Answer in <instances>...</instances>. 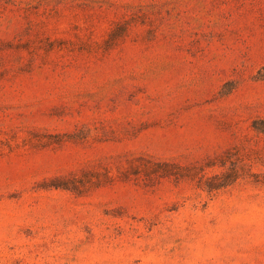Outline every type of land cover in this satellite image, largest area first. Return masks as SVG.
Returning <instances> with one entry per match:
<instances>
[{
  "label": "rangeland",
  "instance_id": "1",
  "mask_svg": "<svg viewBox=\"0 0 264 264\" xmlns=\"http://www.w3.org/2000/svg\"><path fill=\"white\" fill-rule=\"evenodd\" d=\"M0 264H264V0H0Z\"/></svg>",
  "mask_w": 264,
  "mask_h": 264
},
{
  "label": "trees",
  "instance_id": "2",
  "mask_svg": "<svg viewBox=\"0 0 264 264\" xmlns=\"http://www.w3.org/2000/svg\"><path fill=\"white\" fill-rule=\"evenodd\" d=\"M167 165L165 164L164 162L162 163L161 161H158V162H152L150 160H147V163H145V169H148V168H151V167H160V165ZM234 179V177H228L227 174H222V175H219V174H216L213 176V178L207 180V188L208 190H213V189H218V188H221L223 186H226L227 184H229L232 180ZM55 186H63V187H66V188H76L74 187V185H70L69 183L67 182H64V183H58V184H55Z\"/></svg>",
  "mask_w": 264,
  "mask_h": 264
}]
</instances>
